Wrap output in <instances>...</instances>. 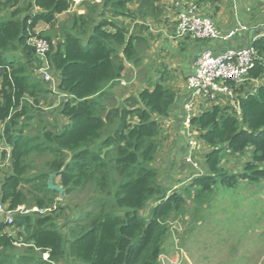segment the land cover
Masks as SVG:
<instances>
[{
  "label": "trees",
  "instance_id": "trees-1",
  "mask_svg": "<svg viewBox=\"0 0 264 264\" xmlns=\"http://www.w3.org/2000/svg\"><path fill=\"white\" fill-rule=\"evenodd\" d=\"M156 1L84 0L85 12L59 23L75 0H0L10 10L0 21V142L7 148L0 156L9 158L0 199L12 209L38 208L16 212L12 224L0 220V264H159L167 223L190 197L264 180L261 37L252 44L249 79L229 82L236 103L202 104L191 119L209 147L202 171L183 192L160 182L161 118L176 91L156 81L119 100L115 89L126 62L141 63L145 22L159 14ZM176 1L212 17L208 7L218 11L221 0ZM39 22L51 28L38 31ZM33 36L50 42L46 58L62 97L54 121L42 104L52 81L39 72L43 60ZM228 156H246L238 172L225 166ZM64 166L56 177L64 188L60 199L48 178ZM85 191L80 207L66 204Z\"/></svg>",
  "mask_w": 264,
  "mask_h": 264
},
{
  "label": "crops",
  "instance_id": "crops-1",
  "mask_svg": "<svg viewBox=\"0 0 264 264\" xmlns=\"http://www.w3.org/2000/svg\"><path fill=\"white\" fill-rule=\"evenodd\" d=\"M81 1L83 0H75L74 5L67 12L76 9H78L77 13L85 12L86 7L81 5ZM178 2L176 0H158L155 2L156 10L159 7V14L156 18L148 17L145 22L148 27L146 30L148 46L143 52V61L139 65L126 62L123 76L115 88L117 92L120 89H125V87L129 90L121 96L118 94L119 100L129 95H136L141 89L156 81H163L176 91V99L170 108L169 115L161 118L159 134L161 146L155 161V165L160 171L162 183L170 190H179L185 184L183 180H180L181 177H178L175 183L171 178L182 173L183 164L180 161L184 158L186 160L190 153L188 126L184 124L183 118L185 103L190 97L187 92V76L194 69L196 56L204 49H211L215 53H220L229 48H244L251 46L257 38L264 37V0H221L218 11L208 5V12L211 13V18L222 34H228L240 25H245L247 29L240 30L227 39L206 40H198L190 36L183 38L175 36V25L179 11ZM49 27L48 24L39 22L37 30L45 31ZM132 85L139 86L138 92H131L129 87ZM58 92L59 90L49 92L46 96L50 101L43 105L51 121L55 119L56 111L54 110L62 101ZM52 97L55 99L51 100ZM57 100L58 104H56ZM232 103H236L234 99H232ZM196 162L198 166L201 164L199 160ZM186 166L192 167L193 165L186 163ZM47 256L46 253L45 257Z\"/></svg>",
  "mask_w": 264,
  "mask_h": 264
},
{
  "label": "rangeland",
  "instance_id": "rangeland-1",
  "mask_svg": "<svg viewBox=\"0 0 264 264\" xmlns=\"http://www.w3.org/2000/svg\"><path fill=\"white\" fill-rule=\"evenodd\" d=\"M83 1L81 5L86 7ZM77 10L60 15L58 22L70 19ZM9 13V8L0 5V21L7 18ZM129 89L136 93L140 88L132 85ZM125 91H129L127 87L120 89L118 94L121 96ZM54 99L52 97L51 100ZM47 101H50L48 96L42 99V104L45 105ZM220 103L233 104L232 99L226 97ZM194 136L195 144L190 147L189 153L191 159L190 155L186 160L182 159V173L171 178L174 183L178 177L185 182L179 188L181 192L190 183L194 172L202 171V153L209 149L197 132H194ZM246 156H228L225 166L232 172H238ZM197 160L202 164L198 166ZM186 163L193 166H186ZM7 170L8 161L0 156V182ZM160 182H163L161 177ZM89 194L85 191L70 195L66 204L80 207L81 201ZM62 198H65V194ZM167 228L159 264H264V180L259 183L242 180L233 188L218 185L205 198L190 197L183 211L169 219Z\"/></svg>",
  "mask_w": 264,
  "mask_h": 264
},
{
  "label": "built area",
  "instance_id": "built-area-1",
  "mask_svg": "<svg viewBox=\"0 0 264 264\" xmlns=\"http://www.w3.org/2000/svg\"><path fill=\"white\" fill-rule=\"evenodd\" d=\"M178 6L179 11L175 25V36L177 38L190 36L198 40L227 39L236 32L247 29L245 25H240L230 33L222 34L213 19L197 8L195 4L178 2ZM30 42L36 46L37 54L43 60V65L39 68L40 73L44 74L46 80L52 81L49 87L53 92L57 91L56 82L50 73L46 58V53L50 48L49 40L33 36ZM256 54V50L252 45L244 48H229L220 53H215L211 49L201 51L194 60L193 71L187 76V92L190 97L185 103L184 124L188 127L191 126V119L201 110L202 104L211 105L224 100L225 97L233 99L234 92L230 83L242 84L249 79V71ZM194 132V130H188L187 132L190 147L195 144V140H193L195 138ZM6 149L5 144L0 142V155ZM189 158L191 159V155ZM32 210H38V208L18 206V208L12 209L0 199V220L8 224L14 222L16 212L28 213Z\"/></svg>",
  "mask_w": 264,
  "mask_h": 264
},
{
  "label": "water",
  "instance_id": "water-1",
  "mask_svg": "<svg viewBox=\"0 0 264 264\" xmlns=\"http://www.w3.org/2000/svg\"><path fill=\"white\" fill-rule=\"evenodd\" d=\"M188 130H192L193 127H187ZM187 130V132H188ZM63 169H65V166L59 171V172H52L48 178V187L52 190L58 191L60 194V197H63L64 194V188L59 185L56 181V177L58 176V174L63 171Z\"/></svg>",
  "mask_w": 264,
  "mask_h": 264
}]
</instances>
